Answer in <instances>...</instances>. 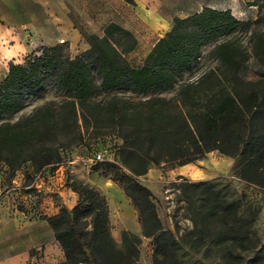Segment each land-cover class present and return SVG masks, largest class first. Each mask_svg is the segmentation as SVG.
<instances>
[{"label":"trees","instance_id":"trees-1","mask_svg":"<svg viewBox=\"0 0 264 264\" xmlns=\"http://www.w3.org/2000/svg\"><path fill=\"white\" fill-rule=\"evenodd\" d=\"M252 5L258 8L253 20L207 7L175 17L137 67L126 58L137 46L135 36L115 23L101 37L82 32L89 46L73 57L62 42L23 62L10 60L0 80V162L12 170L24 163L53 167L61 160L57 136L74 128L80 113L85 119V108L100 105L116 122L120 161L130 173L123 190L138 211L143 236L154 242L153 263L176 264L169 260L177 262L179 242L137 176L152 164L181 166L217 150L235 160L240 180L264 189V11L259 0ZM210 45L214 65L194 74ZM49 84L60 99L7 119L42 99ZM170 90L171 96L159 95ZM100 92L106 97L91 102ZM182 180L178 199L186 204L191 233L201 243L216 237L221 264H264V245L252 231L260 208L247 205L245 194L229 198L213 181ZM71 188L77 203L47 217L64 254L58 264H140L137 234L123 230L121 245L113 239L107 199L83 180Z\"/></svg>","mask_w":264,"mask_h":264},{"label":"rangeland","instance_id":"rangeland-1","mask_svg":"<svg viewBox=\"0 0 264 264\" xmlns=\"http://www.w3.org/2000/svg\"><path fill=\"white\" fill-rule=\"evenodd\" d=\"M259 3L264 11V0H259ZM241 37L242 43L246 45L245 34H241ZM41 47L43 46L33 44L21 51L14 60L23 62L26 55L37 51L39 53ZM210 49L211 45L204 49L202 64L194 74L214 65L215 62L209 58ZM145 51L146 47L136 49L126 54V58L137 67L141 64ZM75 53V49L69 50L71 57ZM5 61L9 62L10 59L4 58L1 63ZM248 72L251 75L252 70L249 69ZM3 76L0 68V80ZM173 93L174 90H170L159 95L164 97ZM60 97L61 94L49 84L42 99L32 101L22 112L8 116L7 119L14 121L29 114L35 106ZM105 97L100 92L90 101L100 102ZM84 115L85 119L79 114L74 128L68 127L57 136L61 160L53 167L35 169L30 163H24L12 170L0 162V208H3L5 214L4 222L0 223V258L23 246L26 249L25 253L0 260V264H58L64 259L47 217L57 214L63 206L71 209L77 203L78 196L71 188L76 180L87 182L107 199L111 235L115 242L121 245L123 230L137 234L141 238L139 263L154 264V242L151 237L143 236L138 211L123 190V185L129 182L130 173L120 161L119 151L123 144L116 122L100 105L88 106ZM97 152L102 153L103 160L94 162L92 158ZM234 164L232 157L212 150L202 159L181 166L152 164L146 173L136 177L150 189L162 225L170 229L179 242L175 254L177 262L169 260V263H222L220 257L223 252L215 246V236L207 235L201 243L199 237L191 233L193 225L187 217L186 204L178 199V185L183 182L182 178L213 181L229 198H240L245 194L247 205L250 203L259 207L260 211L264 210V189L240 180L233 170ZM184 168L190 170L185 171ZM21 224L25 225L24 235L20 231ZM252 231L264 245V214L262 218L259 219L258 216L255 220Z\"/></svg>","mask_w":264,"mask_h":264},{"label":"crops","instance_id":"crops-1","mask_svg":"<svg viewBox=\"0 0 264 264\" xmlns=\"http://www.w3.org/2000/svg\"><path fill=\"white\" fill-rule=\"evenodd\" d=\"M252 1L0 0V68L5 74L8 62L2 64V60L8 58L17 62L14 58L17 59L21 51L33 44L52 46L66 42L68 51L75 49L76 55L89 46L82 32L101 37L104 28L110 23L119 25L135 36L137 46L134 50L146 47L142 63L157 40L171 28L175 17L185 18L207 7L218 11L228 10L238 20H253L257 17L258 9L252 5ZM263 214L264 210L260 211L259 219ZM4 220L5 214L1 207L0 223ZM24 226L20 225L22 235ZM25 250L23 246L0 260L25 253Z\"/></svg>","mask_w":264,"mask_h":264},{"label":"built area","instance_id":"built-area-1","mask_svg":"<svg viewBox=\"0 0 264 264\" xmlns=\"http://www.w3.org/2000/svg\"><path fill=\"white\" fill-rule=\"evenodd\" d=\"M92 160L94 162H98V161H102L103 160V155L101 152H97L95 153V155L93 156Z\"/></svg>","mask_w":264,"mask_h":264}]
</instances>
